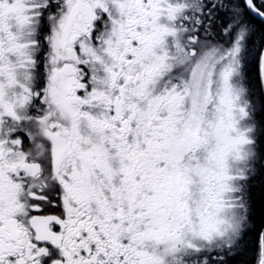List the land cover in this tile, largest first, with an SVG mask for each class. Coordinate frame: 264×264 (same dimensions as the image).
<instances>
[{
  "label": "snow or ice",
  "instance_id": "1",
  "mask_svg": "<svg viewBox=\"0 0 264 264\" xmlns=\"http://www.w3.org/2000/svg\"><path fill=\"white\" fill-rule=\"evenodd\" d=\"M0 264H264V0H0Z\"/></svg>",
  "mask_w": 264,
  "mask_h": 264
}]
</instances>
